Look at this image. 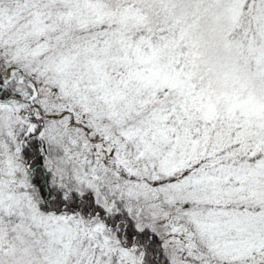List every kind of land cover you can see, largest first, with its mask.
I'll list each match as a JSON object with an SVG mask.
<instances>
[{"label": "snow or ice", "instance_id": "snow-or-ice-1", "mask_svg": "<svg viewBox=\"0 0 264 264\" xmlns=\"http://www.w3.org/2000/svg\"><path fill=\"white\" fill-rule=\"evenodd\" d=\"M0 264H264V0H0Z\"/></svg>", "mask_w": 264, "mask_h": 264}]
</instances>
